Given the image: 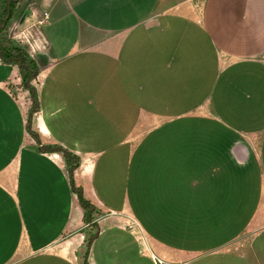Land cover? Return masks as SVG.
<instances>
[{
    "label": "crops",
    "instance_id": "0c3cea01",
    "mask_svg": "<svg viewBox=\"0 0 264 264\" xmlns=\"http://www.w3.org/2000/svg\"><path fill=\"white\" fill-rule=\"evenodd\" d=\"M39 4L35 129L106 213L89 264H264V0ZM16 73L0 63V264H79L58 247L81 253L83 213L27 139Z\"/></svg>",
    "mask_w": 264,
    "mask_h": 264
},
{
    "label": "trees",
    "instance_id": "16d2710c",
    "mask_svg": "<svg viewBox=\"0 0 264 264\" xmlns=\"http://www.w3.org/2000/svg\"><path fill=\"white\" fill-rule=\"evenodd\" d=\"M23 0H0V63L16 69L20 83L15 85L9 83L7 88L12 97L18 101L19 92H28L31 106L25 113V134L28 140L34 142L37 150L41 154L58 155L64 165L68 185L72 194L76 196L78 205L82 210V222L85 226L91 227L93 234L87 235L85 239V251L81 264H89L88 257L92 244L99 235V226L94 223L95 216L99 213L95 204L86 199L82 188L75 185L74 173L79 169L81 160L71 151H68L54 142L43 145L41 136L33 127V118L39 113V82L38 78L47 66L40 65L34 58H31L24 48L19 46L11 37L7 30L11 20L18 13V8ZM30 16L25 12L23 16ZM15 90V91H14Z\"/></svg>",
    "mask_w": 264,
    "mask_h": 264
},
{
    "label": "rangeland",
    "instance_id": "374dc122",
    "mask_svg": "<svg viewBox=\"0 0 264 264\" xmlns=\"http://www.w3.org/2000/svg\"><path fill=\"white\" fill-rule=\"evenodd\" d=\"M39 3L40 0H23L18 8V13L11 20L7 30L8 36L11 37L12 40L15 41L19 46L24 48L28 54H31L32 50L34 51L45 50V46L42 38L43 37L42 26L45 24L48 18H46V13H42V8ZM25 12H29L31 15L23 16ZM50 31H52V28H47L45 32L49 33ZM18 99H21V102L24 103L26 111H29V108L31 106L29 93L19 92ZM33 127L35 129V117L33 118ZM47 143L48 142L42 141L43 145H48ZM75 173H74V181H75L74 183L76 185ZM262 210L263 211H261L259 217L262 219L261 224H264V207L262 208ZM97 211L99 213L95 216L94 223L106 217V213L102 211L99 207L97 208ZM85 228L86 229L82 232L84 234L83 237L84 247L80 254L74 252V249L76 248V242L79 241V239L81 238L80 236H74L70 234L66 235L65 237H63L62 241L60 242V246L58 247L64 250V252L69 248L70 257H74V253H75V258L77 259L76 261L79 264L82 263V259L84 256V251H85L84 241L87 238V235L94 233L91 227L87 226ZM156 256L157 259H159L163 264H166L165 261L166 255L160 254Z\"/></svg>",
    "mask_w": 264,
    "mask_h": 264
},
{
    "label": "built area",
    "instance_id": "2783aa9c",
    "mask_svg": "<svg viewBox=\"0 0 264 264\" xmlns=\"http://www.w3.org/2000/svg\"><path fill=\"white\" fill-rule=\"evenodd\" d=\"M32 53L31 54H29V56L31 57V58H34V56H35V54L36 53H38V52H43V51H34V50H32L31 51ZM134 224V223H133ZM130 228V230H132V231H135V233H136V235L137 236H139V238H140V240H142L143 242H144V239H143V237H142V235L140 234V231L138 230V228L137 227H129ZM152 260H153V262L155 263V264H163L159 259H157V258H155V257H152Z\"/></svg>",
    "mask_w": 264,
    "mask_h": 264
},
{
    "label": "water",
    "instance_id": "95a60500",
    "mask_svg": "<svg viewBox=\"0 0 264 264\" xmlns=\"http://www.w3.org/2000/svg\"><path fill=\"white\" fill-rule=\"evenodd\" d=\"M34 59L42 66H47L49 62L48 55L44 52L36 53Z\"/></svg>",
    "mask_w": 264,
    "mask_h": 264
}]
</instances>
